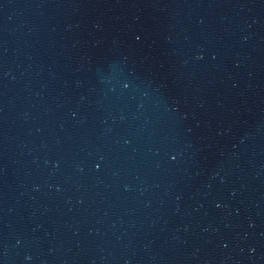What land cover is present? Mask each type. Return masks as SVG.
I'll return each mask as SVG.
<instances>
[{
	"label": "water",
	"instance_id": "obj_1",
	"mask_svg": "<svg viewBox=\"0 0 264 264\" xmlns=\"http://www.w3.org/2000/svg\"><path fill=\"white\" fill-rule=\"evenodd\" d=\"M0 264H264V0H0Z\"/></svg>",
	"mask_w": 264,
	"mask_h": 264
}]
</instances>
